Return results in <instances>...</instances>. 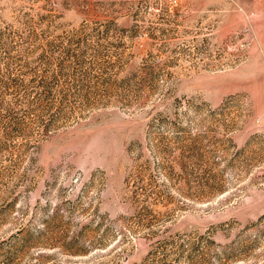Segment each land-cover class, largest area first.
<instances>
[{
	"label": "rangeland",
	"instance_id": "1",
	"mask_svg": "<svg viewBox=\"0 0 264 264\" xmlns=\"http://www.w3.org/2000/svg\"><path fill=\"white\" fill-rule=\"evenodd\" d=\"M0 264H264V0H0Z\"/></svg>",
	"mask_w": 264,
	"mask_h": 264
}]
</instances>
